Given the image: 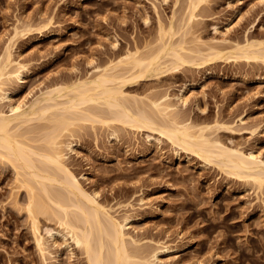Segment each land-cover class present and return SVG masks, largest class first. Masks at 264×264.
Wrapping results in <instances>:
<instances>
[{"label":"rangeland","instance_id":"rangeland-1","mask_svg":"<svg viewBox=\"0 0 264 264\" xmlns=\"http://www.w3.org/2000/svg\"><path fill=\"white\" fill-rule=\"evenodd\" d=\"M191 1L0 0V68L9 46L11 58L26 64L22 78L0 79V109L8 112L11 103L32 101L42 90L93 79L107 69L122 76L116 84L125 100L145 107L160 122L172 123L178 116L193 124L226 123L229 127L215 128L212 136L264 159V61L205 59L212 48L264 40V0ZM17 24L25 30L14 35L15 41ZM171 25L173 42L186 61L157 75L132 77V64L125 59L158 52L167 39L161 29ZM182 90L187 104L180 103L175 116L161 113L159 98L169 94L175 102ZM5 94L9 97L2 99ZM60 112L19 121L14 130L35 148L68 152L67 143L78 142L77 152L67 153V164L101 203L134 204L118 217H132L131 235L145 251L161 243L171 247L160 264H264V184L167 138L158 141L157 130L112 120L111 109L99 103L67 112L71 125L55 135ZM90 112L101 118L92 121ZM21 166L0 156V264H88L79 247L71 257L65 244H53L48 230L61 229L60 211ZM29 185L37 192L36 213L29 211ZM37 234L46 241L44 251Z\"/></svg>","mask_w":264,"mask_h":264},{"label":"bare ground","instance_id":"bare-ground-1","mask_svg":"<svg viewBox=\"0 0 264 264\" xmlns=\"http://www.w3.org/2000/svg\"><path fill=\"white\" fill-rule=\"evenodd\" d=\"M193 1L191 2L195 3ZM195 9L194 6L191 10L192 17L195 15ZM28 25L24 23L25 27ZM21 26L20 24L14 26L15 34L13 33V37L14 35L19 36V33L23 32L22 29L25 30V27L21 28ZM161 31L167 39L158 52L139 59L136 58L137 56L133 58L134 55L131 58L128 53L127 58L124 56L125 60L132 64L130 71L128 70L131 72L132 77L141 78L157 75L164 67L179 66L186 61L181 50L173 42V36L175 35L173 25L167 30L162 28ZM13 37H11V40ZM14 39L16 41L15 37ZM9 48L5 51L6 53L4 52L5 55L2 58L5 65L3 64L4 67L0 68V79L5 76L8 81H12L23 77L21 70L22 67H26V64L13 60L11 58L12 53H10L11 47L9 46ZM225 49L226 47L224 50L217 47L212 48L205 59L211 62L224 60L225 57L248 62L251 60L264 61V40H250L248 38L244 44L236 43L231 48ZM123 61L124 59L121 62ZM13 66H16V68L11 69ZM121 78L122 76L120 77L118 74H108L106 69L93 79H84L73 84L42 90V93L32 101L25 100L19 103H11L8 112L0 109V154L18 160L23 170L37 183L38 187H36L41 191L39 193H43L49 203H52L56 207L55 209L60 211L57 216L60 219L61 229H51L48 232L53 239V244L61 247L63 243L67 246L71 257H73L72 254H74V247L76 246L86 254L88 264H160L161 254L170 251L171 247L163 243L159 244V242V245L153 250L145 251L144 247L141 248L140 246L141 241L131 235L132 217L130 215L122 219L118 217V214L122 211H129L131 207L134 208V204L128 202L127 204L114 206L101 203L98 200L97 192L89 193L85 190L81 179L67 164V153L77 152L76 145L78 142L70 140L67 143L68 152L48 147H45L46 149L43 147H41L43 149L35 148L29 144L30 139L23 140V137H18L14 130L16 123L32 118H40L49 111L59 110L61 114L57 119L58 125L54 126L52 131L53 134L59 136L71 125V119L69 122L71 116H67V112L80 110L81 107L83 108L90 103H99L111 109L114 113L112 120L129 124L136 129L157 130L160 133V138H157L158 141L162 137L167 138L172 144L200 155L205 161L217 164L237 176L254 180L260 187L264 184V159L254 151L245 152L239 147H229L212 136L215 128L229 127L226 123L216 121L214 123L193 124L188 121L184 122L182 119L178 121L176 119L178 116L172 118V123L160 122L155 115H151L146 109L144 110L145 107H142L143 109L140 108L141 106L135 107L132 103L130 104L131 101L128 103L125 100L122 87L120 84H116ZM0 88L2 87L0 86ZM8 97V94H5L2 99ZM163 98V100L161 97L159 98L157 105L165 116H175L180 103L185 105L188 101L184 90L176 96L177 100L175 102H171L169 94ZM89 116L92 121H95V118H101L98 113L94 112H90ZM58 129L61 133L58 132ZM55 135H52V143L56 144L57 140L54 137L57 136ZM49 138L51 139V137ZM49 138L48 140L51 142L52 139ZM54 140L56 141L54 142ZM31 142L33 141L31 140ZM82 177H85V174ZM29 190H31L29 211L36 213L37 211L34 212L33 209H37V207H34L36 205L34 202L38 198L37 192L32 186ZM144 201L145 198L142 197L141 202ZM34 228L36 231L39 230L37 221H34ZM45 243L43 235H38L37 244L40 247L39 249L44 251Z\"/></svg>","mask_w":264,"mask_h":264}]
</instances>
